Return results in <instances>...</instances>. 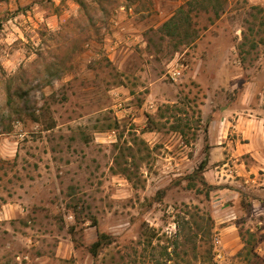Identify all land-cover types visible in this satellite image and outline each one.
Here are the masks:
<instances>
[{"label": "rangeland", "instance_id": "rangeland-1", "mask_svg": "<svg viewBox=\"0 0 264 264\" xmlns=\"http://www.w3.org/2000/svg\"><path fill=\"white\" fill-rule=\"evenodd\" d=\"M176 1L0 0V63L20 111L0 132V264H158L179 220L207 212L208 264H250L238 255L247 230L264 264V170L251 153L264 144V5L194 10L188 35L171 37L160 10L188 0ZM206 136L209 195L183 179ZM100 233L114 241L95 256ZM195 240L167 263L202 264L211 244Z\"/></svg>", "mask_w": 264, "mask_h": 264}, {"label": "trees", "instance_id": "trees-1", "mask_svg": "<svg viewBox=\"0 0 264 264\" xmlns=\"http://www.w3.org/2000/svg\"><path fill=\"white\" fill-rule=\"evenodd\" d=\"M79 4L84 8L85 3L83 1H79ZM203 9L206 11H212L215 18H218L220 14L225 9V0H188L183 5L179 6L177 10L161 25L160 31L167 36L175 37L188 35L190 27H192V12L194 10ZM85 12L89 18H92L93 15L87 9ZM183 32V33H182ZM181 43V41L179 42ZM178 46V44H177ZM48 71H52V67L50 65L47 66ZM57 77L60 76L58 71L54 73ZM0 79L5 83V93H4V101L0 100V128L1 131H10L12 129V121L20 115L19 108L17 107V102L15 101V91L13 90L12 79L13 76L6 73L2 64L0 63ZM189 127V123L187 121H183L180 118H176L174 123L172 124L173 130L179 131L182 137L186 136L185 128ZM195 137H193L194 139ZM185 143H190L189 139L185 140ZM209 148L210 144L208 143V137H205V157L199 162L198 166L190 173L185 175L183 179L187 181V185L191 188L197 187L199 184L203 185V187L207 188V195H209V190L215 189L216 186L207 183L206 178L204 176V172L207 169L209 164ZM164 189H161L159 192H163ZM162 195L157 197V200H160ZM262 199V198H261ZM263 200V199H262ZM201 220H205V223H200L197 220L195 221V226H193L189 220L183 217L182 221L179 220L178 231L176 234L175 240V249L170 252L165 249L163 255L166 258L165 260L160 261L157 260L158 264H168L167 258H172L175 255L181 258H184V254L178 249V246L184 244V242H197L195 238L200 237L202 241L206 244H211V229L213 227V218L210 212L202 215ZM145 237L151 243L153 237L156 236V232L154 229L147 227L144 233ZM241 237L244 242L243 249L238 253L239 256H242L243 259L253 264L255 262V258H259V255L255 252V244L257 242V237L254 232L247 230L241 231ZM114 237L106 233H100L98 238L92 243L91 250L95 256L99 254L101 248H104L111 243H113ZM213 244H211L205 251V254H201V258H203L202 264H208L207 260H213ZM184 253L188 254L186 250ZM190 264V263H186Z\"/></svg>", "mask_w": 264, "mask_h": 264}, {"label": "crops", "instance_id": "crops-1", "mask_svg": "<svg viewBox=\"0 0 264 264\" xmlns=\"http://www.w3.org/2000/svg\"><path fill=\"white\" fill-rule=\"evenodd\" d=\"M238 0H228V2L230 3V5H231V3L232 2H237ZM183 2V0H177L176 2H175V5L177 4V5H180L181 3ZM247 2L250 4V5H254L255 6V4H261V5H264V0H247ZM134 7V6H133ZM167 6L166 7H164L163 9H161L160 11H161V14H163L162 16H166L167 14H169L168 15V17L169 16H171L174 12H172L171 11V13H168L167 12ZM132 8H130V10H131ZM165 14V15H164ZM227 49L226 50H224V52L225 53H227ZM253 141V140H252ZM251 141V142H252ZM222 145V144H221ZM262 146V147H261ZM261 146H257V144L255 143V147H254V149H253V151H252V149H251V153L254 155V157H255V172L256 171H259L260 169H262V170H264V164H262L263 162H264V144H262ZM221 147H223V148H225V146L224 145H222ZM263 175H264V173H263Z\"/></svg>", "mask_w": 264, "mask_h": 264}, {"label": "built area", "instance_id": "built-area-1", "mask_svg": "<svg viewBox=\"0 0 264 264\" xmlns=\"http://www.w3.org/2000/svg\"><path fill=\"white\" fill-rule=\"evenodd\" d=\"M170 74H171L172 78L177 79L182 74V70L180 68L173 67L170 70Z\"/></svg>", "mask_w": 264, "mask_h": 264}]
</instances>
